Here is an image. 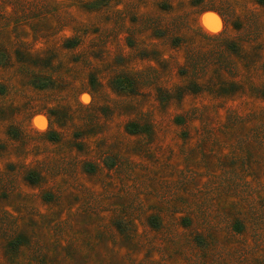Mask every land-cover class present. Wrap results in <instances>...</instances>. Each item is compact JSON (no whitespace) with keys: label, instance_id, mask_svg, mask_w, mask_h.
Here are the masks:
<instances>
[{"label":"rangeland","instance_id":"1","mask_svg":"<svg viewBox=\"0 0 264 264\" xmlns=\"http://www.w3.org/2000/svg\"><path fill=\"white\" fill-rule=\"evenodd\" d=\"M0 264H264V0H0Z\"/></svg>","mask_w":264,"mask_h":264}]
</instances>
